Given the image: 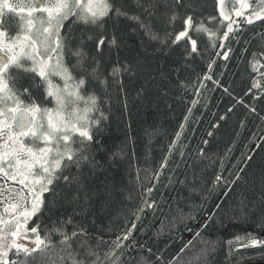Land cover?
Returning <instances> with one entry per match:
<instances>
[{
	"label": "trees",
	"instance_id": "obj_1",
	"mask_svg": "<svg viewBox=\"0 0 264 264\" xmlns=\"http://www.w3.org/2000/svg\"><path fill=\"white\" fill-rule=\"evenodd\" d=\"M248 1L251 6L258 2ZM122 2L144 23L151 21L161 36L169 31L173 35L161 43L146 37L137 22L111 17L104 22L105 34L114 35L116 43L111 49L105 45L100 58L107 66L129 67L116 78L122 85L109 83L107 101L101 105L105 118L95 136L99 143L92 145L90 153L97 164L83 165L79 190L72 188L78 199L66 201L56 218L71 215L92 236L90 244L97 243L95 237L102 238L101 260L130 228L125 245L132 242L134 246L121 264H136L141 256L148 264H168L207 219L201 234L175 264H264V246L237 248L251 238L264 240V95L249 92L257 75L249 60L253 52H264V22L254 21L240 29L234 26L223 47L218 39L210 46L205 33L190 29L198 54L186 56L191 45L184 38L171 43L182 28V16L191 12L194 22L203 18L215 31L220 23L216 0H183L178 9L181 18L171 25L166 12L173 0ZM148 4L157 7H140ZM209 15L217 20L208 21ZM3 22L11 34L19 32L18 18L5 14ZM66 25L77 34L97 32L71 18ZM226 26L225 22L218 37ZM85 47L91 55L94 41ZM237 172L240 177L233 180ZM217 173L221 180L213 184ZM57 187L63 198L67 190L62 183ZM146 203L151 207H144ZM42 219L51 227L49 217ZM31 226L29 221L27 227ZM67 230L72 231L70 225ZM52 240L59 236L53 234ZM45 264H61V260L53 251ZM63 264L70 262L64 259Z\"/></svg>",
	"mask_w": 264,
	"mask_h": 264
},
{
	"label": "snow or ice",
	"instance_id": "obj_2",
	"mask_svg": "<svg viewBox=\"0 0 264 264\" xmlns=\"http://www.w3.org/2000/svg\"><path fill=\"white\" fill-rule=\"evenodd\" d=\"M182 4L183 0H173L166 12L169 25L181 18L178 9ZM5 7L18 17L20 31L13 35L0 24V264H45L53 251L61 264L64 259L70 264H105V261L121 264L134 246L132 242L125 245V241H130V228L115 239L101 260L98 252L102 238L95 237L97 243L90 244L92 236L71 215L67 219L63 215L56 217L66 201L78 199L72 188L76 186L79 190L83 165L94 167L97 164L90 153L92 145L99 143L95 136L105 118L101 105L107 101L109 83L122 85L116 78L129 67L118 63L107 66L100 58L105 45L111 49L116 43L114 35L108 38L105 34L104 22L110 17L137 22L146 37L153 41L159 39L161 43L173 34L169 31L161 36L153 29L151 21L144 23L122 0H20L19 4L0 0V16ZM140 7L155 10L157 5ZM216 8L220 23L215 31L206 26L203 18L194 22L192 13L188 12L182 16V28L174 34L171 43L175 45L184 38L191 45L185 55H194L198 54V47L197 41L189 35L190 29L205 33L210 46L214 47L218 39L223 47L224 38L234 31V26L240 29L254 21L264 22V0H258L254 6H250L248 0H216ZM70 18L95 28L96 35L72 31L71 25H66ZM207 20L216 21L217 17L209 15ZM225 22L223 36L218 37L217 32ZM89 41H94L91 55L85 47ZM227 55L225 51L224 56ZM261 60H264V52H253L249 60V67L257 72L252 77L249 92L257 95H264L261 82L264 71H258L264 67ZM208 66L211 68V64ZM94 115L96 119H92ZM171 148L169 145V150ZM73 168L77 170L75 173L71 171ZM239 177L237 172L233 180ZM220 180L217 173L213 184ZM60 183L67 190L63 198L57 187ZM5 192L9 194L5 196ZM143 206L151 207V203ZM45 216L49 217L51 227L44 224ZM29 221H32L30 228L27 227ZM207 224L206 219L201 229ZM69 225L71 232L67 230ZM38 229L43 231V236ZM201 229L193 233L192 239L185 242L168 264H175L192 240L201 234ZM53 234L59 236V240L53 241ZM21 236L30 243L18 242ZM257 245L264 246V240L251 238L248 245L238 244L237 248ZM80 249H83L82 255ZM147 251L151 253V249ZM159 258L157 254L156 259ZM136 264L148 262L141 256Z\"/></svg>",
	"mask_w": 264,
	"mask_h": 264
},
{
	"label": "rangeland",
	"instance_id": "obj_3",
	"mask_svg": "<svg viewBox=\"0 0 264 264\" xmlns=\"http://www.w3.org/2000/svg\"><path fill=\"white\" fill-rule=\"evenodd\" d=\"M17 1H19V0H8V3H9V4H19V2H17ZM248 3H249V5H250V1H248ZM250 6H251V5H250ZM7 10H8L7 7H5V8H4V11L8 12ZM4 11H3V12H4ZM18 23H19V22H18ZM19 31H20V29H19ZM49 106H51V105H49ZM10 183H11V182H10ZM16 187L18 188V187H20V186L17 185ZM4 194H5V196H7L9 193L5 192ZM13 195H14V194H13ZM21 231L23 232L24 229H22ZM18 242H21V243H30V241L25 240L23 236H21V237L18 239ZM248 243H249V240H247L246 243H245L244 245H248Z\"/></svg>",
	"mask_w": 264,
	"mask_h": 264
},
{
	"label": "flooded vegetation",
	"instance_id": "obj_4",
	"mask_svg": "<svg viewBox=\"0 0 264 264\" xmlns=\"http://www.w3.org/2000/svg\"><path fill=\"white\" fill-rule=\"evenodd\" d=\"M17 2L20 3V0L17 1ZM7 11H8V12L4 11L3 14H2V16H0V24H2V26H3L6 30H7V24H5V23L3 22V18H4V16H5V14L12 15V16L18 18L15 14L10 13L9 10H7ZM15 34H16V33H15ZM15 34H14V35H15Z\"/></svg>",
	"mask_w": 264,
	"mask_h": 264
},
{
	"label": "bare ground",
	"instance_id": "obj_5",
	"mask_svg": "<svg viewBox=\"0 0 264 264\" xmlns=\"http://www.w3.org/2000/svg\"><path fill=\"white\" fill-rule=\"evenodd\" d=\"M237 6H239V5H237Z\"/></svg>",
	"mask_w": 264,
	"mask_h": 264
}]
</instances>
